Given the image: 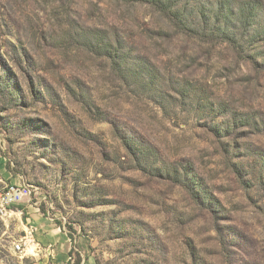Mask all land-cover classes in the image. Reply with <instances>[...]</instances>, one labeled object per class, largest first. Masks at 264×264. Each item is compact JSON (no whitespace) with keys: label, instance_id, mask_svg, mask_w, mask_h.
Instances as JSON below:
<instances>
[{"label":"rangeland","instance_id":"obj_1","mask_svg":"<svg viewBox=\"0 0 264 264\" xmlns=\"http://www.w3.org/2000/svg\"><path fill=\"white\" fill-rule=\"evenodd\" d=\"M191 5L231 40L169 41L115 0H0V189L29 191L0 264H56L34 231L13 248L34 213L80 264H264V0Z\"/></svg>","mask_w":264,"mask_h":264},{"label":"trees","instance_id":"obj_2","mask_svg":"<svg viewBox=\"0 0 264 264\" xmlns=\"http://www.w3.org/2000/svg\"><path fill=\"white\" fill-rule=\"evenodd\" d=\"M121 5H124L129 8H134L137 6H143L148 8L152 13L151 21L154 18L155 24L160 26L158 29L157 35L159 37L166 38L170 37V40H176L178 38H186L196 43H208V44H218L213 41L221 38L222 40H231L227 33V30L224 28L228 24L229 19L227 18L228 13H223L219 7L218 10L212 11L213 19L211 16H205L199 14L193 16L191 0H115ZM157 16L158 19L156 17ZM156 29V28H154ZM218 41V40H217ZM221 44V42H219ZM107 57L113 58L114 60L118 58V47H108ZM135 64V63H134ZM134 71L142 72V68L139 65L132 67ZM130 144V143H129ZM129 145H127L128 147ZM190 172L185 171V174ZM204 198V197H203ZM209 204V203H208ZM19 208H22L21 206ZM70 237V235H69ZM71 239V237H70ZM69 256L75 255V260L72 264H80L81 257L78 252H75L74 248L71 247Z\"/></svg>","mask_w":264,"mask_h":264},{"label":"crops","instance_id":"obj_3","mask_svg":"<svg viewBox=\"0 0 264 264\" xmlns=\"http://www.w3.org/2000/svg\"><path fill=\"white\" fill-rule=\"evenodd\" d=\"M31 226L33 227L37 244L40 248L46 247V250L51 249L56 264H60V260L63 261L69 258L68 252L71 248L70 237L59 226L53 223L51 218L41 213H34ZM80 254L83 257V262L89 261V252L84 243L83 247H80ZM86 257H88L87 260Z\"/></svg>","mask_w":264,"mask_h":264},{"label":"built area","instance_id":"obj_4","mask_svg":"<svg viewBox=\"0 0 264 264\" xmlns=\"http://www.w3.org/2000/svg\"><path fill=\"white\" fill-rule=\"evenodd\" d=\"M28 193V189L14 185L0 189V211H5L7 213L12 205L18 203L22 197ZM33 231V227L31 225L28 226L24 239L14 242L13 248L22 252L25 249V246L29 245L33 241Z\"/></svg>","mask_w":264,"mask_h":264},{"label":"bare ground","instance_id":"obj_5","mask_svg":"<svg viewBox=\"0 0 264 264\" xmlns=\"http://www.w3.org/2000/svg\"><path fill=\"white\" fill-rule=\"evenodd\" d=\"M1 213H6L5 211H0Z\"/></svg>","mask_w":264,"mask_h":264}]
</instances>
